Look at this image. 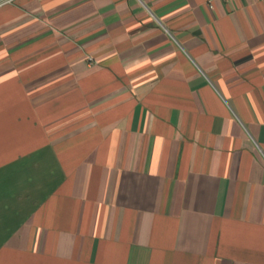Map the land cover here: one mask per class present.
<instances>
[{
	"label": "crops",
	"instance_id": "1",
	"mask_svg": "<svg viewBox=\"0 0 264 264\" xmlns=\"http://www.w3.org/2000/svg\"><path fill=\"white\" fill-rule=\"evenodd\" d=\"M0 264H264V0L1 4Z\"/></svg>",
	"mask_w": 264,
	"mask_h": 264
},
{
	"label": "built area",
	"instance_id": "2",
	"mask_svg": "<svg viewBox=\"0 0 264 264\" xmlns=\"http://www.w3.org/2000/svg\"><path fill=\"white\" fill-rule=\"evenodd\" d=\"M8 1H10V0H1L0 5L3 4V3H6V2H8ZM212 1H214V0H208V3L211 4ZM220 1H223V2H229V1H231V0H220Z\"/></svg>",
	"mask_w": 264,
	"mask_h": 264
}]
</instances>
